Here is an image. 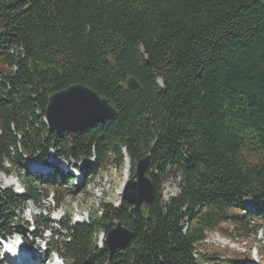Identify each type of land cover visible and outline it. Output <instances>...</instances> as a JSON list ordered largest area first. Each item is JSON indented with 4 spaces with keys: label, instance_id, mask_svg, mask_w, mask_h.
<instances>
[{
    "label": "trees",
    "instance_id": "trees-1",
    "mask_svg": "<svg viewBox=\"0 0 264 264\" xmlns=\"http://www.w3.org/2000/svg\"><path fill=\"white\" fill-rule=\"evenodd\" d=\"M128 77L140 92L124 88ZM75 84L116 116L78 138L50 132L48 97ZM51 152L93 159L91 179L125 157L132 177L151 156L150 210L122 202L73 225L34 219L35 234L60 239L48 253L61 257L58 244L69 264H200L210 232L255 239L264 230V0H0V172L23 170L22 194L0 192L1 235L25 203L48 198L37 183L66 186L69 177L24 168V158L46 162ZM172 171L179 191L164 202ZM111 221L132 233L113 255L95 241Z\"/></svg>",
    "mask_w": 264,
    "mask_h": 264
},
{
    "label": "rangeland",
    "instance_id": "rangeland-1",
    "mask_svg": "<svg viewBox=\"0 0 264 264\" xmlns=\"http://www.w3.org/2000/svg\"><path fill=\"white\" fill-rule=\"evenodd\" d=\"M70 162L75 163L72 160ZM88 164L93 165V159L83 161L81 165L75 166L78 169L75 172L71 169L66 170L64 163L56 162V175L71 177L67 182L69 186L67 183L66 186L54 184L53 187L48 188L44 184L37 183L36 185L42 190H44L43 187L47 188V193L45 191L42 194L44 198L48 197V200L42 201L41 199L36 205L27 202L20 210L12 214L14 216L12 219L18 225V232L28 242H33L36 246L39 245V248L43 247L39 242L33 240L31 228L26 229L28 225L31 226V221L37 217L47 218L51 221H57L65 217L73 225L75 223L86 222L91 216L99 217V212L104 207L117 208L121 205V192L127 179L130 177V166L126 164V161L121 166L116 164L107 165L93 179L89 176L90 169ZM126 173H128V177H126ZM17 174H23V170L19 173L13 172L10 176H6L0 172V192L8 190L16 194L22 193ZM164 180L161 187V198L166 202L178 194L180 178L172 171L165 176ZM50 196H53V198L49 199ZM55 198L59 200L58 207L56 206ZM244 204V208L248 210L249 205L247 203ZM54 228L56 227L54 226ZM48 237L49 234L45 233V238L47 239ZM105 239V236L102 234L98 235L95 237L96 245L101 247ZM59 240L57 238H50L49 242L52 247H56L55 241L58 242ZM57 246L59 247H57L59 254L64 258L65 263L69 264L70 261L67 255L58 244ZM198 249L202 256L195 258L200 264H230V260H235V264H239L238 261L241 259H244V262H248V264H264V231H260L255 239H243L238 236L230 237L229 233L228 235H223L220 232H210L208 233V239L198 246ZM40 252L43 251L41 250ZM214 253L219 254L220 259H208L209 263H206L203 256H210ZM55 257L48 254L46 257H41L37 263L42 264L46 259L54 261ZM0 264H11L1 252Z\"/></svg>",
    "mask_w": 264,
    "mask_h": 264
},
{
    "label": "water",
    "instance_id": "water-1",
    "mask_svg": "<svg viewBox=\"0 0 264 264\" xmlns=\"http://www.w3.org/2000/svg\"><path fill=\"white\" fill-rule=\"evenodd\" d=\"M124 88L136 93L141 91L140 84L133 77L126 79ZM116 114L107 99L82 84H75L48 97L44 122L50 132L78 138L90 127L111 120ZM126 163L129 165L128 158ZM150 166L151 156L147 155L136 164L134 174L123 186L121 201L130 204L135 211L150 210L154 201V185L147 175ZM107 229L105 245L111 255L125 249L131 242L132 233L120 222H109Z\"/></svg>",
    "mask_w": 264,
    "mask_h": 264
},
{
    "label": "bare ground",
    "instance_id": "bare-ground-1",
    "mask_svg": "<svg viewBox=\"0 0 264 264\" xmlns=\"http://www.w3.org/2000/svg\"><path fill=\"white\" fill-rule=\"evenodd\" d=\"M126 177H128V173H126ZM128 180V179H127ZM23 237V236H22ZM27 262H26V260L25 259H23V264H26ZM64 264V263H63Z\"/></svg>",
    "mask_w": 264,
    "mask_h": 264
}]
</instances>
